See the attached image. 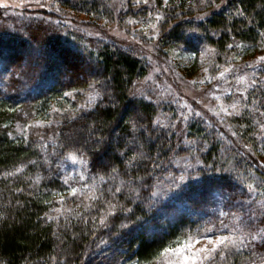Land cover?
<instances>
[{
	"label": "trees",
	"instance_id": "trees-1",
	"mask_svg": "<svg viewBox=\"0 0 264 264\" xmlns=\"http://www.w3.org/2000/svg\"><path fill=\"white\" fill-rule=\"evenodd\" d=\"M64 1L95 20L114 19L104 0ZM140 14L143 25L160 27V54L190 56L173 61L182 76L200 70L210 48L209 77L227 67L253 71L238 111L220 124L192 116L157 125L176 108L147 93L132 97L150 70L135 51L82 43L77 32L63 37L58 26L48 39L35 26L28 34L37 49L43 43L59 55L37 61L46 70L22 72L15 63L25 56L6 62L12 46L0 39V75L9 67L24 83L0 87V264H158L163 247L206 228L245 234L215 264H264V64L253 70L249 61L264 52V0H151ZM60 49L78 62L67 65ZM89 88L100 95L94 106ZM22 122L27 132L16 129ZM73 188V208L58 212L54 197Z\"/></svg>",
	"mask_w": 264,
	"mask_h": 264
},
{
	"label": "rangeland",
	"instance_id": "rangeland-1",
	"mask_svg": "<svg viewBox=\"0 0 264 264\" xmlns=\"http://www.w3.org/2000/svg\"><path fill=\"white\" fill-rule=\"evenodd\" d=\"M104 1L108 3L114 13L113 20H95L92 17L80 14L79 12L73 11L69 6L64 5V0H0V25L4 23L8 26V28H6L8 32L0 31V36H2L0 39L8 43L10 42L12 46L11 50L6 52L8 55L10 54L5 57L7 58L6 62L15 60L14 58L25 56L23 64L19 61L15 63L16 68L19 69L20 67L22 72L26 71L28 68L33 70L34 67H37L39 71L42 69L46 70V67L43 68V66H39L37 61L48 57L58 58L59 54L57 52L51 53L48 47L49 45L46 47L42 42L43 46L37 49L38 42L33 39L31 34H28V31L38 26L45 30L46 33L44 32V37L50 39L52 34H56L60 31L56 29V26H58L62 30L61 36L68 32H77L86 37V40H83L82 43L88 44L87 38L96 40L95 42L97 44L101 41H112L118 44V46L129 48L141 57L146 58L150 64L149 73L138 83L132 97L140 93H147L154 96L158 102L170 104L171 107L176 108L174 112L176 114L175 116L173 113L169 112L168 109H166V112H161L157 118V122L159 120L160 123L157 125L166 124L169 120L173 122H182V119H189L192 116L204 117L214 124H220V121H222L226 115L239 109L238 95L248 86L249 80L252 78L251 72L253 71L241 73L239 70H230L225 72L223 77L217 73L215 77L209 79L206 70H210L208 71L209 73L211 72L212 69L210 68L209 61L215 58L213 49L210 48L205 50L201 55L199 62L201 69L195 71L194 75L191 77H184L176 69L174 62L187 63L190 60V58H188L189 55L179 50L170 52V56L160 54L158 52L159 37L157 34L160 31L158 23H153L154 27L143 25L146 19L140 12L146 5L150 6L151 0H147V2H145V0ZM128 12L130 14H127ZM0 30L2 29L0 28ZM37 30L38 28L35 29V32H37ZM35 32L32 33L36 34ZM145 33L148 35L147 39L142 38ZM70 38H72V36H70ZM13 39H15V41ZM16 41H20V43L18 44ZM24 43H26V46L20 45ZM62 43L65 44L63 40ZM63 50L64 49H60V52L62 53ZM74 52L79 54L76 50H74ZM68 53L67 50L62 53L65 56L64 59H66L67 65H72L70 61L78 62L74 59L73 53ZM261 56H264V52L252 58L253 61L249 60L251 63L250 67L253 70L258 68L257 65L261 63L264 64V61L259 59ZM9 63L14 64L12 62ZM1 68L2 64L0 63V69ZM227 68L230 69V67ZM8 69L10 70L9 67ZM9 70L8 74L2 73L0 75L1 88L4 86L6 87V85L8 86L11 80H13V84H11L12 87H15L14 83H19L18 73ZM64 71L71 73L67 66H65ZM211 74H214L213 70ZM239 77H245V79L238 82ZM65 78L66 77L63 79ZM19 84L22 86L24 83L21 81ZM250 84H252V82H250ZM78 92L82 94L83 91L79 90ZM97 93L98 92L95 90L91 91L90 88L84 93L88 103L90 102V106H94V104L98 102L100 95H97ZM66 94L70 96V98L72 97V93L68 92ZM81 98H83V95ZM233 103L237 104V109L231 107ZM171 107H169V109ZM224 109H227V111H224ZM26 123L27 122H25V127L23 126L24 122L18 123L16 129L21 131L24 128L25 132H27L30 124L26 125ZM22 126L23 128L20 130ZM226 138L230 140L234 137L230 138L228 135ZM262 154L264 155V151ZM259 160L264 169V157ZM75 161L77 167L82 163V159H75L74 162ZM75 170L76 169L71 166L69 172L74 173ZM79 171H81V166ZM75 194L78 197L80 196L79 193H73L71 190L66 193L56 194L54 197L57 203L55 209L60 212L73 208L71 207L72 203L68 202ZM201 243H203V241H201ZM158 264H162L161 260Z\"/></svg>",
	"mask_w": 264,
	"mask_h": 264
},
{
	"label": "snow or ice",
	"instance_id": "snow-or-ice-1",
	"mask_svg": "<svg viewBox=\"0 0 264 264\" xmlns=\"http://www.w3.org/2000/svg\"><path fill=\"white\" fill-rule=\"evenodd\" d=\"M145 2H147V0H145ZM229 47H231V45H229ZM259 59L264 61V56L259 57ZM228 71H230V69L225 68L219 75L223 77L225 72ZM209 79H211V77H209ZM244 79L245 77H239L238 82ZM97 95H99V93H97ZM231 107L237 109V104L233 103ZM224 111H227V109H224ZM71 158L76 159L75 155H72ZM19 170L18 168L17 171ZM182 179L183 177H181V180ZM71 191L76 193L77 189L73 188ZM221 227L226 229L228 226L222 225ZM218 231H220V229L214 231L212 228H206L204 232H197L196 235L186 234L184 237H178L177 240L163 247L162 251L158 253L157 259L161 260L162 264H215L217 255L223 256L225 250L230 246H242L245 239V234L237 235V229L235 228L232 229L229 234L216 235L215 232ZM201 241H203V243H201Z\"/></svg>",
	"mask_w": 264,
	"mask_h": 264
}]
</instances>
